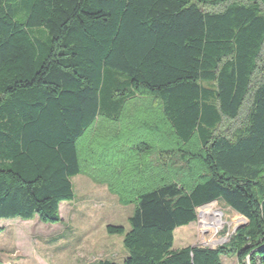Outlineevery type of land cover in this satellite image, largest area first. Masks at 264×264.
Segmentation results:
<instances>
[{"label": "trees", "instance_id": "trees-1", "mask_svg": "<svg viewBox=\"0 0 264 264\" xmlns=\"http://www.w3.org/2000/svg\"><path fill=\"white\" fill-rule=\"evenodd\" d=\"M83 172L134 204L92 264H264V0H0V220L59 222ZM214 200L247 223L172 249Z\"/></svg>", "mask_w": 264, "mask_h": 264}, {"label": "rangeland", "instance_id": "rangeland-1", "mask_svg": "<svg viewBox=\"0 0 264 264\" xmlns=\"http://www.w3.org/2000/svg\"><path fill=\"white\" fill-rule=\"evenodd\" d=\"M83 175L87 173L72 177L74 197L59 204V222L0 220V264H92L99 259L120 263L128 255L122 236L108 234L105 226L120 225L128 230L134 204L119 202L104 183L91 179L100 185L89 186L80 180L86 179ZM242 224L241 215L222 202L204 204L197 209L195 221L173 231L172 249L191 245L216 248L227 243L233 229ZM220 260L240 264L234 256H221Z\"/></svg>", "mask_w": 264, "mask_h": 264}, {"label": "water", "instance_id": "water-1", "mask_svg": "<svg viewBox=\"0 0 264 264\" xmlns=\"http://www.w3.org/2000/svg\"><path fill=\"white\" fill-rule=\"evenodd\" d=\"M214 201H215V200H214ZM212 202H213V201H212ZM241 217L244 219V224L241 225V226H243V225H245V224L247 223V219L244 218L243 216H241ZM241 226L235 227V228L233 229V233L236 231L237 228H239V227H241ZM195 246H197V245H191L190 247L193 248V247H195ZM257 250H258V248L252 250V251L246 256V258H245V264H250V263H249V257H250V255H251L253 252H255V251H257Z\"/></svg>", "mask_w": 264, "mask_h": 264}, {"label": "crops", "instance_id": "crops-1", "mask_svg": "<svg viewBox=\"0 0 264 264\" xmlns=\"http://www.w3.org/2000/svg\"><path fill=\"white\" fill-rule=\"evenodd\" d=\"M81 178H86L87 181H86V179L85 180L80 179V180L86 182L89 186H91V185H94V186L100 185V184L93 183V181L91 180V178H89L87 175H83ZM112 196H114V195H112Z\"/></svg>", "mask_w": 264, "mask_h": 264}]
</instances>
